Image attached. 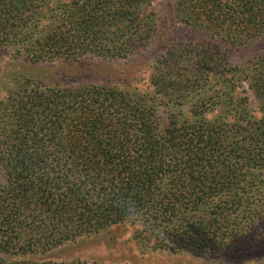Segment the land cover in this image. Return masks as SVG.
I'll list each match as a JSON object with an SVG mask.
<instances>
[{
  "label": "trees",
  "instance_id": "trees-1",
  "mask_svg": "<svg viewBox=\"0 0 264 264\" xmlns=\"http://www.w3.org/2000/svg\"><path fill=\"white\" fill-rule=\"evenodd\" d=\"M153 1L61 0L44 17L46 0H0V33L29 63L124 58L156 39ZM173 13L203 38L155 60L150 95L24 78L0 97V264H98L48 254L129 220L153 250L241 251L258 239L264 56L233 67L218 42L262 37L264 0H174ZM238 81L255 108L236 97Z\"/></svg>",
  "mask_w": 264,
  "mask_h": 264
},
{
  "label": "rangeland",
  "instance_id": "rangeland-1",
  "mask_svg": "<svg viewBox=\"0 0 264 264\" xmlns=\"http://www.w3.org/2000/svg\"><path fill=\"white\" fill-rule=\"evenodd\" d=\"M58 1L61 0H46L42 9L44 17L49 15L46 9L53 7ZM173 6L174 0H154L148 10L155 13L156 39L145 49L112 60L92 59L67 63L49 59L40 63H29L16 54L18 46L11 44L8 38L4 39L0 33V97L13 88L15 82L24 78L62 88L102 85L127 93L150 95V75L155 60L164 55L170 46L203 38L201 32L181 24L176 19ZM47 25L48 21L43 20L40 27ZM218 44L233 67H242L264 56V35L248 44L230 45L223 41ZM235 95L251 101L255 108L254 101L257 100L246 82L236 83ZM136 227L132 221H125L100 232L67 241L48 255L57 261L79 260L98 264H209L220 259L248 263L264 259V220L253 228L257 237L259 236L258 239L245 250L216 253L153 250L137 237Z\"/></svg>",
  "mask_w": 264,
  "mask_h": 264
}]
</instances>
